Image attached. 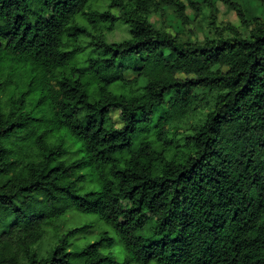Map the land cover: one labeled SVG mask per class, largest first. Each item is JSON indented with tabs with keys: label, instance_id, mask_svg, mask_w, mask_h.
Returning a JSON list of instances; mask_svg holds the SVG:
<instances>
[{
	"label": "trees",
	"instance_id": "1",
	"mask_svg": "<svg viewBox=\"0 0 264 264\" xmlns=\"http://www.w3.org/2000/svg\"><path fill=\"white\" fill-rule=\"evenodd\" d=\"M218 2L248 24L233 0H0V264H264V19L158 22Z\"/></svg>",
	"mask_w": 264,
	"mask_h": 264
},
{
	"label": "rangeland",
	"instance_id": "2",
	"mask_svg": "<svg viewBox=\"0 0 264 264\" xmlns=\"http://www.w3.org/2000/svg\"><path fill=\"white\" fill-rule=\"evenodd\" d=\"M238 3L242 10L244 11L248 24H243L240 20L237 13L227 6L223 5L221 2L215 4L212 10L204 8L203 12L196 13L193 11H188L189 15L192 17L191 25L184 26L179 20L171 17V11L166 14V17L163 20L156 21L166 25H173L176 30L180 33V38L182 41L195 43V42H205L207 39L215 38L214 33L210 30L208 26L209 17H215L219 25H231L235 27L239 33L243 36H248L250 31L253 29V21L257 18L264 19V4L258 0H233ZM103 7V5H102ZM163 27V26H162ZM129 37L128 31L126 28L121 27L115 30L113 33L108 35L110 42H120ZM130 77L133 75L129 74ZM165 108L158 109L156 115L158 116ZM208 113V106L206 104L200 103L198 105V111L194 117H192L194 122L200 121V119L205 120ZM197 117V118H196ZM114 118H117V115L114 114ZM156 120H154V124ZM92 223L95 225V231L93 233L87 234L90 239H93L94 236L98 235L99 232L106 230V227L99 222L95 217L89 215H78L76 213H70L62 222L60 231L67 232L70 229L82 227L85 224ZM84 236L81 237L79 243H83ZM56 242V236L54 231H49L40 245V251L45 253L49 250Z\"/></svg>",
	"mask_w": 264,
	"mask_h": 264
}]
</instances>
